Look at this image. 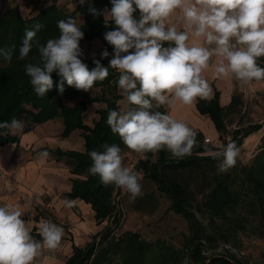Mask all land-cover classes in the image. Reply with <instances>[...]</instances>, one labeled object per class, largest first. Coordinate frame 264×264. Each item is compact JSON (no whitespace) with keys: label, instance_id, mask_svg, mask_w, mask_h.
I'll return each mask as SVG.
<instances>
[{"label":"clouds","instance_id":"1","mask_svg":"<svg viewBox=\"0 0 264 264\" xmlns=\"http://www.w3.org/2000/svg\"><path fill=\"white\" fill-rule=\"evenodd\" d=\"M111 4L110 10L89 8L94 17L104 16L105 26L109 21L116 26L104 34L113 48L111 54L107 48L101 53V59L111 55L107 67L95 56L94 68L83 62L80 41L84 32L72 17L59 20V36L46 43L36 38L42 24L25 29L19 59L27 58L33 48L38 53L37 61L24 67L33 91L44 97L53 88L55 72L61 94L65 82L89 92L97 81L109 76L110 68L115 69L120 95L129 106L108 111L106 123L111 131L141 157L161 150L177 160L192 156L194 148L200 147L197 132L169 113L154 109L207 99L212 89L203 73L213 62L217 78L232 77L244 84L264 80V67L258 63L264 58V0H111ZM173 16L180 26L172 22ZM15 47H0V57L10 63ZM23 128L24 122L15 117L0 122V129L9 134ZM101 147L103 151L88 153L89 174L98 176L105 186L123 189L132 201L142 196L140 173L124 165L120 146ZM206 151L220 160V173L234 167L240 153L231 140L218 150ZM48 157V151L39 153L40 159ZM73 203L65 201L68 207ZM23 215L17 206H0V264H34L42 249L55 250L62 241L64 229L49 220L40 222L42 240L34 239Z\"/></svg>","mask_w":264,"mask_h":264},{"label":"trees","instance_id":"2","mask_svg":"<svg viewBox=\"0 0 264 264\" xmlns=\"http://www.w3.org/2000/svg\"><path fill=\"white\" fill-rule=\"evenodd\" d=\"M90 7L103 10L112 7V4L111 0H85L83 4H78L73 12L50 5L34 17L23 16L17 6H13L0 14V47L16 46L10 63L0 57V122L11 121L15 117L23 122L40 125L61 118L64 125L62 138L79 130L84 140L83 153L45 151L57 155L58 158L66 157L73 174L85 175V180L73 181L69 197L89 203L97 224L106 222L105 227L84 248H73V254L67 264H246L229 251L227 255H207L206 252L212 251L218 241L227 247L229 236L238 235L239 231L244 233L251 230V234L264 236V136L260 139V150L250 164H236L224 173L217 171L219 160L213 159L206 151L209 148L218 150L219 145H204L201 133H197L200 147L194 148L192 156L177 160L171 158L164 150L158 153L149 152L145 154L144 160H139L133 167L142 174L143 179L155 183L157 190L170 201V211L187 223L188 235L184 237L181 248H175L162 240L146 241L132 231H124L118 236L112 233L119 224L120 214L113 202V196L119 191V187L105 186L98 176L89 174L91 159L88 153L94 149L103 151L101 146L104 144H117L121 150L124 149L119 136L114 134L106 123L108 111L120 110L117 102L126 99L120 95L116 84L119 74L110 68L109 76L104 81H97L93 86L101 87L100 95L85 97L73 107H68L62 99H75L83 91H78L65 82V90L61 94L57 88L60 77L54 72L53 88L44 97H38L24 70L27 63L37 61V50L33 48L27 58L19 59V47L26 28H31L36 23L42 24L43 27L36 38L41 43H46L48 39L59 36V20L68 17L76 19V15L80 13L84 15L81 28L84 38L80 44L100 38L103 46L95 58L107 67L106 60L101 59V53L107 48L111 54L113 48L104 39V34L114 30L116 26L112 21L105 26L102 15L94 17L89 12ZM81 59L89 69L95 67L93 59ZM258 63L264 67V58H260ZM89 103L105 105L97 111L99 119L92 128L83 123ZM240 105V97L236 95L226 110L220 107L217 94L209 101L197 99L198 113L210 118L219 133L221 145H226L231 140L240 149L246 136L264 128V123L250 124L232 131L228 142L222 139L227 131L226 117L238 112ZM160 108L161 106L154 110L158 111ZM16 141L17 138L6 129H0V147ZM154 157L156 159L152 161ZM199 197L201 202H197ZM101 232H106L102 236H105L104 243L97 247L96 241Z\"/></svg>","mask_w":264,"mask_h":264},{"label":"crops","instance_id":"3","mask_svg":"<svg viewBox=\"0 0 264 264\" xmlns=\"http://www.w3.org/2000/svg\"><path fill=\"white\" fill-rule=\"evenodd\" d=\"M0 1L9 2L8 8L17 6L23 15L20 5L23 4L25 7L26 2L30 0ZM78 4H80V0H33L31 6L37 13L50 5H56L68 12H73ZM107 9L110 10L111 7ZM102 17L104 20L103 15ZM76 20L78 25L82 27L84 15L78 13ZM172 22L180 26L177 16L172 17ZM102 46L103 43L100 38L83 41L80 44L83 51L82 57L86 61L93 59L94 56L98 55ZM110 59L111 55L104 58L107 66ZM214 69L215 62L203 73L212 89L211 95L203 100L209 101L217 94L220 107L226 110L233 96L240 97V95L235 87V79L232 77L217 78L214 75ZM115 73L118 72L115 70ZM100 94L101 87H93L91 91L84 92V96L89 98ZM126 102L124 99L119 100L117 102L119 109L127 108L129 105ZM196 103L197 100L192 105L187 106L179 102L170 108L167 105L162 106L166 107L165 112L173 118L186 123L197 133H201L203 141L209 139L217 144L219 133L208 116L198 113ZM100 104H87L83 117L85 126L92 128L98 121L97 111L105 106L101 104L100 107ZM240 107H238V112ZM86 118L89 120L86 121ZM63 130L64 125L61 118L49 120L40 125L32 123L28 125L24 122L23 130L12 134L17 138V141L0 147V206L19 207L24 214L22 218L27 222L31 235L38 241L42 240L40 236L41 220H49L64 229L59 247L55 250L42 249L34 264H67L68 259L73 254V248H84L100 232L98 227L103 224H97L94 217L95 213L89 203L79 198L69 197L72 193L73 181L85 180V175L73 174L66 157L58 158L55 154H49L46 160L39 158V153L45 150L84 152V140L81 137V132L76 130L68 137L62 138ZM60 141L61 143L58 145ZM65 141L66 143H64ZM68 200L74 202L71 207L65 205V201Z\"/></svg>","mask_w":264,"mask_h":264},{"label":"rangeland","instance_id":"4","mask_svg":"<svg viewBox=\"0 0 264 264\" xmlns=\"http://www.w3.org/2000/svg\"><path fill=\"white\" fill-rule=\"evenodd\" d=\"M32 4L33 0H30L26 2L25 7H23V4L20 5L23 16L34 17L37 14V11L32 8ZM9 5V2L5 3V1H0V14L10 9L8 8ZM234 83L242 103L239 112L226 117L227 131L222 139H225L227 142L230 139L232 131L237 128H242L249 124L264 123V83H262V81H252L244 84L237 80H234ZM91 96L93 95L91 94ZM86 97L89 98L88 96ZM84 98L83 91L75 99H61L66 106L73 107L76 102ZM124 100L126 102V99ZM165 110L166 107L161 106L158 111L165 112ZM87 120L89 119L86 118V121ZM24 122L31 125V123L27 121ZM262 136H264V128L245 137L240 147V153L237 157L236 164L247 165L251 163L256 153L260 150V139ZM60 143L61 141L58 145H60ZM64 143H66V141ZM203 144L220 146L221 141L217 144H215V141H210L209 143L203 141ZM121 155L123 156L124 165L132 168L137 165L139 160L145 159V155L141 157L139 154L129 150L125 145L124 149L121 151ZM155 159L156 157H154L152 161H155ZM219 163L220 160L218 161V164ZM140 176V183L142 184L143 191L142 196L132 201L129 198V194L121 188H119V191L113 196V202L120 216L118 228L112 230V233L118 236L124 231H132L138 233L140 237L146 241L153 242L162 240L175 248H181L183 246L184 237L188 235L187 223L182 217L170 211V201L157 190L155 183L143 179L141 173ZM200 198L201 197L198 198L197 202H201ZM105 225L106 222H103L98 229L101 231ZM250 231L251 230H247L244 233L239 231L238 235L229 236L227 247L224 246L223 242L218 241L212 251L207 250L206 254L227 255V251H229L246 264H264V236L251 234ZM105 234L106 232H101V234H99L101 236L97 238V247L104 243L103 239L105 236H102ZM214 235L218 237L217 233ZM101 237V242H99ZM207 247L208 245H206V248Z\"/></svg>","mask_w":264,"mask_h":264},{"label":"built area","instance_id":"5","mask_svg":"<svg viewBox=\"0 0 264 264\" xmlns=\"http://www.w3.org/2000/svg\"><path fill=\"white\" fill-rule=\"evenodd\" d=\"M204 142H205V143H209L210 140H209V139H205Z\"/></svg>","mask_w":264,"mask_h":264}]
</instances>
